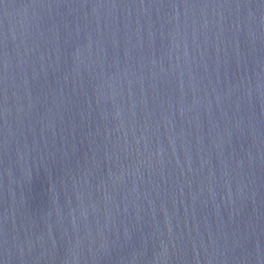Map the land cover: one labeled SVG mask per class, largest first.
<instances>
[{"label":"water","instance_id":"obj_1","mask_svg":"<svg viewBox=\"0 0 264 264\" xmlns=\"http://www.w3.org/2000/svg\"><path fill=\"white\" fill-rule=\"evenodd\" d=\"M0 264H264V0H0Z\"/></svg>","mask_w":264,"mask_h":264}]
</instances>
